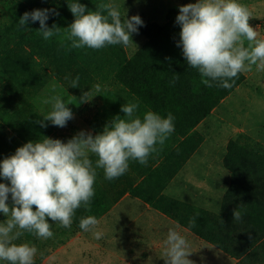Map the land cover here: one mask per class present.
<instances>
[{
    "label": "trees",
    "instance_id": "16d2710c",
    "mask_svg": "<svg viewBox=\"0 0 264 264\" xmlns=\"http://www.w3.org/2000/svg\"><path fill=\"white\" fill-rule=\"evenodd\" d=\"M73 2L75 0H0V133L3 134L0 135V160L14 154L16 148L26 142L53 134L55 128L50 122L45 121L47 127L43 128L35 123L42 115L31 104L32 97L42 90L49 78L79 102L89 98L97 85L113 80L117 87L104 92L106 107L102 108L98 120L95 123L88 120L95 132H101L114 116H123L121 106L130 102L139 104V114L151 110L166 117L171 113L174 131L160 148L157 146L153 154L158 156V163L140 172L139 181L127 177L126 173L108 180L103 170L97 169L90 210L82 205L75 211L69 228L71 235L83 231L79 227L82 217L91 215L99 220L127 194L144 203L151 214L163 215L231 260L235 259L234 264H264V148L251 146L240 138L228 143L225 167L230 172V187L218 213L163 193L196 149L195 126L244 83L243 73L234 78L233 86L228 89L218 86V81L212 87L201 83L199 71L187 65L182 49L177 46L180 26L176 23L179 11L175 9H168L161 22L139 26L137 34L143 41L129 56L122 44L98 50L71 48V42L64 39V29L44 40L36 31L39 22L30 21L24 29L18 26L23 13L51 9L57 14L49 15L47 25L66 28L74 19L68 8ZM77 2L89 10L108 3L107 0ZM77 76L78 87L72 88L71 81ZM100 122L102 126H97ZM172 137L182 140L173 145L168 141ZM92 159L95 161L96 157ZM0 182L8 183L2 178ZM232 195L240 205L239 221L233 220L229 209ZM193 219L194 227L189 223ZM144 220L147 223L141 225L147 227L150 221L143 217ZM49 222L51 226L56 225L50 219ZM23 236L16 243L37 245L34 235L26 232ZM148 246H142L143 256L151 261L146 254ZM41 260L37 259L34 264H40ZM5 263L0 261V264Z\"/></svg>",
    "mask_w": 264,
    "mask_h": 264
},
{
    "label": "clouds",
    "instance_id": "9594fccd",
    "mask_svg": "<svg viewBox=\"0 0 264 264\" xmlns=\"http://www.w3.org/2000/svg\"><path fill=\"white\" fill-rule=\"evenodd\" d=\"M68 8L74 19L66 28L47 25L49 15L57 14L51 9L23 13L18 26L24 29L30 21L39 22L36 31L44 40L64 29V39L71 42V48L97 50L107 45L134 44L132 34L143 26L139 15L129 17L125 9L122 14L114 3H100L95 10H89L75 0ZM251 18L252 13L238 0H196L179 7L177 46L187 65L199 71L205 86L212 87L218 81V86L228 89L238 74L251 71L254 65L264 70V38H259L249 24ZM78 83L77 76L71 81L72 88ZM96 87L99 91V85ZM44 103L51 108L35 121L40 127H47V121L63 128L73 119L69 103L59 95ZM138 109V103L123 104V116H114L95 135L81 130L66 142L42 136V140L26 142L0 160V178L8 181L0 182V214L4 216L0 221V261L34 264L37 248L16 241L26 232L40 239L52 238L49 219L70 228L77 209L83 205L90 210L97 169L103 170L106 179L113 180L127 172L130 160L147 164L157 145H163L174 131V116L168 113L162 117L151 110L139 114ZM232 216L239 221L241 212L234 209ZM99 223L89 215L80 219L79 227L91 231L99 240L103 237ZM189 223L194 227L195 219ZM163 244L165 264H193L188 259L192 253L190 244L175 228L168 229Z\"/></svg>",
    "mask_w": 264,
    "mask_h": 264
},
{
    "label": "rangeland",
    "instance_id": "374dc122",
    "mask_svg": "<svg viewBox=\"0 0 264 264\" xmlns=\"http://www.w3.org/2000/svg\"><path fill=\"white\" fill-rule=\"evenodd\" d=\"M107 1L118 5L122 14L125 9L129 17L139 15L143 24L153 21L161 22L168 9L179 11L180 6L196 2V0ZM238 2L245 5L252 13L253 18L249 20V24L259 33V38H264V0H238ZM132 41L136 46L134 44L125 46L128 56L139 48L143 39L134 33ZM242 73L245 76L244 83L221 100L219 105L193 129L198 136L194 139L197 141L196 149L189 158L190 160L193 157V160L187 166L185 165L189 160L183 164L181 167L182 169L185 166L183 176L177 179L176 183L178 182V184L175 187L173 186L167 192L165 188L163 192L165 195L181 201V197L185 196L171 191L179 192L181 182L188 180L191 183L189 185L190 194H201L203 187L206 195H208V191L213 192L209 194L211 198L203 204L194 202L198 205H192L212 213H218L221 211L223 196L230 187V172L225 167L228 143L240 138L246 139V142L251 146L264 148V70H258L254 65L251 71ZM116 87L117 84L110 80L101 84L99 91L96 87V91L89 98L79 102L72 98L63 86L49 78L42 90L32 97L31 104L43 116L51 108V105H46L44 101L51 96L59 95L65 103H69L67 107L71 109L73 119L69 120L66 127L63 128L53 125L55 130L49 137L66 142L81 130L91 132L93 135L97 134L88 120L94 123L98 120L103 111L102 108L106 107V102L103 99L104 92ZM96 125H101V122ZM0 135L3 134L0 133ZM178 142L179 140L176 139L172 144L176 145ZM186 199L190 201L189 198ZM9 202H11L10 198ZM146 207L144 203L131 197H126L114 204L108 213L99 219L98 230L103 232V237L99 240L93 237L91 231H82L71 235L69 228H63L59 223H56L51 226L52 238L40 239L34 236L38 239L35 246L38 251L34 261L42 258L40 264H96L98 261L106 263L112 255L119 254V256L124 255L125 260L121 259L126 262L114 259L116 261L112 264H165L162 259L165 240L163 234L165 232L160 229V226L154 227V229L151 225L145 228L141 227L139 224L147 223L145 220L142 221L143 217L139 224L132 221L135 215H145ZM229 209L232 210V207ZM160 216L163 218V215L160 214ZM3 219L2 214L0 221ZM149 223L152 224L153 221ZM188 234L195 240L189 242V250L192 253L188 259L193 261V264H232V260L227 255L190 232ZM78 238L80 239L76 241ZM22 239L25 237L23 236ZM150 239L156 241L157 244L162 243L158 248H151L153 252L146 253L152 259L151 261L146 259L141 251L143 243ZM62 245L69 246V250L61 251L60 246ZM153 246L152 244L151 247ZM155 256H157L156 259Z\"/></svg>",
    "mask_w": 264,
    "mask_h": 264
},
{
    "label": "crops",
    "instance_id": "0c3cea01",
    "mask_svg": "<svg viewBox=\"0 0 264 264\" xmlns=\"http://www.w3.org/2000/svg\"><path fill=\"white\" fill-rule=\"evenodd\" d=\"M176 139H178L180 141L181 137L180 138L179 137H176V138L172 137L171 140H168V141L173 143V142H175ZM157 146H158V148H160L161 145H157ZM189 158L185 162H187L189 160ZM157 159H158V156H156V154L152 153L149 156L148 162L146 165H141L138 161L130 160L129 161V168L126 172L127 177H130L132 179L135 178V179H137V181H139L141 179V173L140 172L146 171L150 167H154L155 164L158 163ZM192 160H193V157L189 160V162L187 164L185 163L186 164L185 166H187L190 163V161H192ZM185 166L182 169H180L179 172L172 178V180L170 181V183L166 187V192L169 191L170 189H172L173 186L175 187L178 184V182L176 183V181H177V179H179L183 176L182 173L184 172ZM190 184L191 183L188 180H183V183L181 182V185H180V191L179 192L171 191V192H175V194H182L185 197H181V199H182L181 201H184V202H187L190 204H194V205H198V203L203 204L205 201H207L211 198V197H209V194L213 193V192L208 191V195H206L204 192V187L201 188V194H197V193L196 194H190V187H189ZM188 196H192V197H188ZM126 197H127V194L123 195L122 198L119 201H117L116 203H119L121 200H124ZM186 198H189L190 201ZM194 202H198V203H194ZM239 207H240V205L237 201V198L234 195H232V212L234 209L239 210ZM142 217H145L148 221H154L155 222L152 224H150V223L148 224V225L153 226L152 229H154V227L160 226L161 227L160 229L165 232V234H163L165 239L167 236L168 229L169 228H175L181 235H183L188 240V242H190V240L195 241L194 238L190 237V235L188 234L189 232L186 229L179 227L172 220H169L168 218H166L164 216H163V218H160L161 217L160 214L157 216H155L154 214H151L150 209L148 207H146V209H145V215L144 214L139 215V216L135 215L132 218V221H135L139 224V221L141 220ZM139 225L141 227H145L141 224H139ZM151 233H152V231H151ZM79 237H81V236H79ZM79 239L80 238H78L76 241H78ZM152 244L154 245L152 248H158L161 246L162 243L157 244L156 241H151V239L147 242H144L142 246L149 245L148 246L149 249L147 251L148 254L153 252L151 250ZM63 247H64L63 245L60 246V248H62L61 251L66 252L69 250V246H65L64 248ZM141 251H142V253H144L143 249ZM123 256L122 255L119 256V254H115V255H112L111 258H109V260L106 263H104L103 261H98V262H96V264H112L114 261H116L114 259H117V260H120L121 258L124 259ZM121 261H123V260L121 259ZM123 262L125 263L126 261H123ZM235 262H236V260L232 259V264H234Z\"/></svg>",
    "mask_w": 264,
    "mask_h": 264
}]
</instances>
